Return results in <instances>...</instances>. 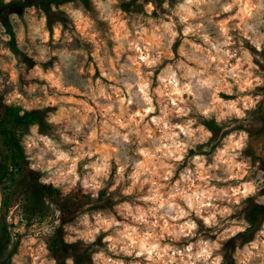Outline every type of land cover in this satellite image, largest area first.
I'll use <instances>...</instances> for the list:
<instances>
[{"label":"clouds","instance_id":"clouds-1","mask_svg":"<svg viewBox=\"0 0 264 264\" xmlns=\"http://www.w3.org/2000/svg\"><path fill=\"white\" fill-rule=\"evenodd\" d=\"M92 3L97 22L110 23L117 0ZM162 9L165 11L159 19H153V8L148 4V27L133 20L130 29L124 28L113 49L115 60L107 49L104 60L95 55L101 65V77L113 81L104 84L96 80L95 85L90 79L92 69H83L88 45L94 44L91 36L83 39L69 28L63 35L56 32L49 44L44 22L35 26L25 17L33 43L37 38L40 41L34 51L29 48L25 54L37 62L52 61L48 73L35 69L46 84L34 83L33 75L27 74L22 85L25 92L31 95L39 90L47 97L50 90L62 94L82 87L96 105L95 110L88 104L77 107L67 96L44 101V106L60 105L59 116L47 117L59 137L58 142H48L56 148L57 163L64 166L60 170L61 181L55 186L61 187L67 181L69 188L62 195L77 189L98 199L113 169L115 183L109 192L122 184L131 185L123 187L121 194L134 197L133 200L115 208L123 221L110 213L106 219L101 213H92L96 226L91 233L66 227L74 234L66 236L65 242L74 244L81 240L84 247L92 245L101 231L112 230L111 235L104 237L105 248L90 254L92 264L101 260L104 264H226L224 257L231 250L225 249L224 244L242 229H221L229 223L233 208L240 205L238 197L246 198L256 192L255 182L241 183L227 191L212 186V181L242 180L245 165L237 162L243 158L236 149L242 150L246 145H232V136L227 138L229 147L217 149L207 168L206 158L196 155L179 170L177 179L173 177L188 149L196 147L195 132L203 131L200 120L215 118L220 124L232 118L243 119L245 110L251 107L244 95L254 87L250 71L254 68L253 54L249 47L256 49L260 54L256 59L264 63V0H164ZM60 10H64L63 6ZM52 11H57L56 5ZM81 15L78 11L70 13L73 19ZM13 20L18 18L13 16ZM149 34L155 43L145 39ZM104 38H111L107 29ZM177 38L183 41L179 59L170 51L162 57L161 45L170 50ZM12 83L20 86L15 79ZM221 91L235 94L238 99L221 101ZM17 99L22 101L23 97L17 94ZM97 115L102 119L98 121ZM193 125L197 128L193 129ZM36 129L33 125L30 130ZM88 220L85 213L82 222L87 224ZM260 235L264 237V231ZM242 254V264H264V239L245 245ZM239 255L237 248L233 258ZM51 264H56L55 260ZM64 264L75 262L70 256Z\"/></svg>","mask_w":264,"mask_h":264},{"label":"rangeland","instance_id":"rangeland-1","mask_svg":"<svg viewBox=\"0 0 264 264\" xmlns=\"http://www.w3.org/2000/svg\"><path fill=\"white\" fill-rule=\"evenodd\" d=\"M14 1L0 0V9L9 8V4ZM127 1L130 0H117V3L113 5L112 21L105 24L97 22L96 10L92 0H72L56 6L57 11H52L51 26H49L46 12L35 6L25 8L22 14L12 12L7 16L16 31L15 43L18 46L16 51L12 48L10 34L3 23L0 22V98L7 102L18 103L24 110H38L44 117L42 123L35 124L37 126L35 132L30 130L32 126L22 131L25 154L31 166L35 165L33 168L38 170L40 181H48L55 185L61 181L60 170L64 167L62 164L57 163L56 148L48 142L49 140L57 142L59 140L55 125L49 124L47 117L49 114L59 116L60 105L44 106V101L47 98L56 100L58 96H67L77 107L88 104L95 110L96 105L84 94L85 90L82 87L77 92L62 94H54L50 90L47 97L39 90L31 95L25 92L22 85L27 74L33 75L34 83L46 84V81L40 80L35 69L40 68L44 73H48L52 66V61L47 64L37 62L25 54L29 48L34 51L35 44L40 43L38 38L33 43V39L29 35L28 21L25 17L27 15L34 21L35 26H39L40 21L44 22V29L49 36V44H51L52 37L56 32H60L63 35V31L69 28L77 32L83 39L91 36L94 44L88 45L89 55L83 62V69L85 72L89 68L92 69L90 79L93 85H95L96 80H101L104 84H108L113 83V81L107 80L106 77H101V65L96 62L95 55L99 54L101 60H104L105 49H107L112 59L115 60L113 49L118 46L117 41L123 35L124 28L130 29L133 20H138L140 23L145 24V27H148L145 22L149 16L145 10L146 5H152L151 18L153 19H159L161 12L165 11L162 9L164 0H140L137 3H132L131 9L124 10L123 4ZM174 2L175 0H170V3ZM61 6L64 8L63 11L60 10ZM15 7H18V4ZM77 11L82 14L81 17L71 18L70 13ZM13 16L17 17L18 21L13 20ZM222 18L217 17V19ZM53 25H57V27L54 29ZM105 29L110 32L111 38H104ZM145 39L155 43L150 34ZM182 42L180 38H177L170 50L161 45L162 57H166L170 51L173 57L179 59V48ZM245 44L248 46L247 42ZM249 51L253 54L252 64L254 68L250 71L254 87L251 91H246L244 95L248 97L251 107L245 110L243 119L232 118L228 121H222L220 124L216 123L215 118L212 120H200L199 127L203 131L195 132L194 139L198 141L196 147L188 149L183 163L178 166L177 175L173 177V180L177 179L179 170L187 167L190 158L196 155H202L206 158L205 167L207 168L208 165L213 163V157L217 154V149L223 150L229 147L227 142L229 136L233 137L232 145L237 143L246 145L242 150L236 149L239 156L243 158L242 160L238 158L237 162L245 165L242 180L238 182L229 181L227 183L212 181V186L223 188L225 191L230 187H239L241 183L255 182L253 186L256 188V192L249 194L246 198L243 196L238 197L240 205L233 208L231 215L228 217L229 223H226L224 228L221 229V231H224L228 227H238L242 229L241 231L246 230L251 225L255 212H258L259 230L253 239L244 240L240 238L235 242L234 255L237 248L241 251V255L234 259L235 264H238V261L242 264L244 260L242 253L245 245L264 239L260 235L264 231V200H258V197H264V183H261L264 180V63L256 59V56L260 54L257 53L255 48L249 47ZM261 58L264 59V56ZM121 59L123 60V57ZM234 62L232 61V63ZM167 63L168 61L165 60V64ZM105 68H107L106 62ZM245 70H248L247 65H245ZM156 75H159V71H157ZM13 79L20 86H14L12 83ZM255 81H261V83H255ZM229 83H231V80H229ZM17 94L23 97L22 101L17 99ZM218 98L221 101L238 99L235 94L228 95L223 91L218 94ZM185 99H187V96ZM100 119L102 118L97 115V120L99 121ZM196 128L197 125H193V129ZM207 133H211V135L208 136ZM45 137L47 139H44ZM242 137H246V139H242ZM97 147L102 146L97 145ZM229 150L231 151L232 149L230 148ZM105 183L107 186L101 189L98 199H93L90 194H85L82 190L77 189H72L67 195H62V192L69 188L67 181L63 182L61 187H57L60 190V194L53 199L44 192L39 191L30 180L21 181L16 185H12L11 182H7L4 187L0 185V215L3 207L4 223L12 234V241L8 247V254L11 252L12 257L11 264H51L53 260H55L56 264H64L65 259L70 256L74 259L75 264H92L90 254L97 249L103 250L105 248L104 237L112 234L111 229L107 232L101 231V234L96 237L93 244L88 247H84L81 240H77L74 244H68V250L65 251L61 259L55 257L51 249V242L58 230L62 232L64 239L66 236L74 234L73 231H66V227L75 232L91 233L96 226V220L92 213H101L105 219L110 213L117 220L123 221V217L115 211V208L118 204L133 200L134 197H124L121 194L123 187L131 185L130 183L127 185L122 184L116 187L115 191L109 192V189L115 183L114 169ZM85 213L89 216L87 224L82 222V217ZM197 223H200V221L198 220ZM46 228L48 229L47 232H45ZM234 235L225 242V249ZM211 238L215 239L216 237L212 236ZM106 255L111 254L106 253ZM117 258L112 256V259ZM224 260L228 264L226 257H224ZM99 264H104V261H99Z\"/></svg>","mask_w":264,"mask_h":264},{"label":"trees","instance_id":"trees-1","mask_svg":"<svg viewBox=\"0 0 264 264\" xmlns=\"http://www.w3.org/2000/svg\"><path fill=\"white\" fill-rule=\"evenodd\" d=\"M72 0H15L13 3L18 4L22 11H17L22 14L27 7L35 6L43 9L48 17L49 26L52 24V6H59ZM140 0H130L123 4L124 10L131 9L132 3H137ZM4 10L0 9V22L6 27L10 34L12 48L16 51L18 46L16 42V31L8 16H2ZM22 113V114H21ZM44 117L38 110H24L18 103L7 102L0 98V185L4 187L7 182L16 185L21 181L30 180L33 182L39 191L44 192L50 198H55L60 194L59 188L53 183H44L39 179L38 170L33 168L25 154L23 144V130L35 124L42 123ZM35 210V209H34ZM258 212L256 211L252 217L251 225L246 230L240 231L234 235L226 249L231 250L230 254L225 255L228 264H235L234 251L236 248L235 242L243 238L244 240L253 239L256 232L259 230ZM12 241V234L8 226L4 223V210L1 208L0 215V264H11V252L8 254V247ZM51 249L58 259H61L65 251L68 250V243L65 242L63 234L60 230L55 234L51 242Z\"/></svg>","mask_w":264,"mask_h":264},{"label":"water","instance_id":"water-1","mask_svg":"<svg viewBox=\"0 0 264 264\" xmlns=\"http://www.w3.org/2000/svg\"><path fill=\"white\" fill-rule=\"evenodd\" d=\"M23 9L21 7H15V3L11 2L9 4V8H6L3 12H2V16H6L12 12H17V11H22Z\"/></svg>","mask_w":264,"mask_h":264},{"label":"bare ground","instance_id":"bare-ground-1","mask_svg":"<svg viewBox=\"0 0 264 264\" xmlns=\"http://www.w3.org/2000/svg\"><path fill=\"white\" fill-rule=\"evenodd\" d=\"M0 190H1V188H0ZM0 206H1V193H0Z\"/></svg>","mask_w":264,"mask_h":264},{"label":"flooded vegetation","instance_id":"flooded-vegetation-1","mask_svg":"<svg viewBox=\"0 0 264 264\" xmlns=\"http://www.w3.org/2000/svg\"><path fill=\"white\" fill-rule=\"evenodd\" d=\"M16 5V4H15Z\"/></svg>","mask_w":264,"mask_h":264}]
</instances>
